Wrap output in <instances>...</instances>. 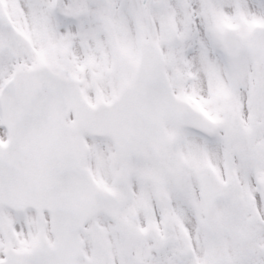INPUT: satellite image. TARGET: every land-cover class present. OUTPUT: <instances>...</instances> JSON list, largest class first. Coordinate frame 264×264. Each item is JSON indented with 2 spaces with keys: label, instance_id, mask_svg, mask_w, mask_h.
I'll return each instance as SVG.
<instances>
[{
  "label": "snow or ice",
  "instance_id": "1",
  "mask_svg": "<svg viewBox=\"0 0 264 264\" xmlns=\"http://www.w3.org/2000/svg\"><path fill=\"white\" fill-rule=\"evenodd\" d=\"M0 264H264V0H0Z\"/></svg>",
  "mask_w": 264,
  "mask_h": 264
}]
</instances>
